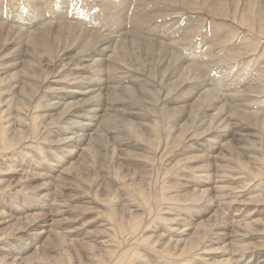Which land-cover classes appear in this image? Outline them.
Listing matches in <instances>:
<instances>
[{
    "label": "bare ground",
    "instance_id": "bare-ground-1",
    "mask_svg": "<svg viewBox=\"0 0 264 264\" xmlns=\"http://www.w3.org/2000/svg\"><path fill=\"white\" fill-rule=\"evenodd\" d=\"M31 1L34 3H25V9H22L23 4L18 0H0V12L9 13L0 15V60L4 58L3 52H19L9 61H17L22 56L25 70L27 66L34 72L26 70L27 74L21 73L15 84H10L7 89L0 87V120L7 119L0 122V151L5 152L2 156L10 161L18 156L16 164L0 165V173L23 171H17V167L24 164L21 159L29 154L27 165L31 167L24 169L23 173H28L24 180L29 175L43 180L35 187L41 190V194H33L41 201L39 206L43 212H62L59 211L64 205L62 189L94 190L95 196L110 198L107 202L116 191L113 197L118 204L104 205L110 213L100 235L106 238L97 244L78 240L72 230L62 232L54 228L40 245L33 242L37 238L29 233V227L35 226L45 213L28 214L35 207L26 211L33 205L25 195V185L16 184L18 181L12 184L8 178L9 183L0 188V216L2 223L13 221V227L10 230L0 228V264H132V259L142 256L139 246H145L144 250L149 252L146 246L153 244H160V248L153 249L156 254H161L163 259L172 258L165 264H197L199 261L207 264L209 259L205 257L208 255L204 254L215 250L227 255L225 262L228 263L225 264H253L255 261L264 264V253L260 257L253 255L264 246V223L259 227L261 221H247L250 219L247 216L253 213L251 210L247 211L246 220L233 218L232 224L228 223L225 212L232 205H238L235 211L241 210L243 203L234 195L222 192L214 195L202 187L208 184L205 177L210 175L211 167L210 170L214 171L236 169L248 179L243 186L249 181L259 182L254 183L258 192L249 201L264 202V100H260L264 98V60L258 59L264 51L258 50L260 54L257 53L255 44L260 39L251 38L250 42L241 43H237L240 40L237 38L236 46L227 48L234 34L220 30L216 22L209 23L204 29L205 20L186 13L204 9L217 18L226 20L231 17L262 38L264 0ZM1 3L7 10L2 9ZM229 39L231 41L227 43ZM69 51L74 54L67 58ZM80 55L82 58L76 62L75 58ZM64 61L66 63L61 65ZM10 62H0L2 69ZM56 62L60 67L53 72ZM70 64L73 68L67 67ZM53 74L57 76L53 78ZM40 77L43 78L39 80ZM68 80L76 87L70 86L73 83ZM6 81V78H0V85ZM12 86L19 87L18 97L5 91ZM54 87H58L55 96L51 94ZM176 89H183L176 91L180 96L197 95V99L187 108L185 99L174 98L172 101L179 106L172 107L176 108L172 115H176L178 121L172 122L168 106L158 107V104L162 95L167 96ZM4 91L11 96L5 98ZM54 108L60 110L50 113ZM102 111L108 112L102 114ZM185 117L187 121L177 129L179 118L184 120ZM66 128L74 131L62 141L86 142L78 159L82 163L76 164L75 161L68 168H55L50 162L41 164L47 158L46 154H40V157L31 155L32 145L36 152L43 149L39 143L33 142L45 141L51 132L54 137L56 134L66 135ZM163 129L166 130L165 138ZM197 137H203L200 139L204 142L202 146L198 139H193ZM52 141L57 144L52 149H59L61 140ZM188 141L190 144L186 150L198 141L197 146L205 157L200 167H191L190 170L202 169L204 174L194 178L198 184L191 191L186 187L178 188L180 183L176 182L164 181L159 185L158 194L166 203L163 205V202V208L151 222H183L179 224L187 225V216L183 213L187 215L193 211L199 215L205 209L194 207L201 200L205 201V206L216 204L215 211L194 225L191 232L171 225L164 227L167 229L163 233L150 234L149 237L156 238L151 244L138 239L129 243L115 231L111 221H125L124 226L131 231L130 235L140 229L141 232L148 230L143 226L148 227L151 223L146 219L151 213L152 194L143 188L144 179L155 162H166V167L177 170L178 177L179 172L187 168L184 159L172 164L170 158L179 153L177 147ZM169 142L176 147L168 148ZM94 144L99 157L105 158V149H110L111 157L115 153L116 156L124 155L128 161L143 160L139 164L131 162L133 166L129 168L118 161L119 157L107 162L100 157L101 161L98 160L103 163L100 164ZM135 150H143L147 155L135 153ZM186 159H200V156L190 157L187 153ZM54 161L58 166L61 159ZM247 162L252 166L246 165ZM126 178L130 183L125 187ZM115 183L121 185L114 191ZM260 184L263 188H257ZM179 203L184 205L179 206ZM201 208L205 207L200 205ZM25 211L27 213L22 218L20 214ZM63 219L73 221L69 217ZM25 234L32 237L29 239H32L33 247L25 246L29 240L22 237ZM230 236L232 240L228 243ZM251 237L259 240L251 244L246 242ZM31 249L34 250L29 254ZM237 256L242 257L241 260Z\"/></svg>",
    "mask_w": 264,
    "mask_h": 264
},
{
    "label": "rangeland",
    "instance_id": "rangeland-1",
    "mask_svg": "<svg viewBox=\"0 0 264 264\" xmlns=\"http://www.w3.org/2000/svg\"><path fill=\"white\" fill-rule=\"evenodd\" d=\"M18 1H20L21 4H23V8L22 9H25V6H24L25 3H32L33 2L31 0H18ZM41 1L42 0H35V3L41 2ZM1 6H2V9L7 10L6 5L1 3ZM203 10L202 11L198 10V11H193V12L186 11V13L188 15H192L193 17H199L200 16L201 19L205 20L206 21V23H205L206 27L204 29L208 28L207 26L210 25L209 23L216 22L217 23V28H220V30L223 29V31H226L229 34H234L232 36V42H231V44H228L227 48H231L232 46H236L234 44V42H235V40L237 38L240 39L239 41H237V43L247 42V41L250 42V38H251V39H260V41L257 44H255L256 52L260 54V52L264 51V41H263L264 40V36L261 35L262 38L259 37V35L255 31H251L250 28L246 29L247 28L246 26L242 25L241 23L238 24L239 21L235 20V19L232 20L231 17H229L226 20H224V19H221L219 17L218 18L214 17L213 15H210L205 10L204 11ZM6 14H9V13H3L2 11L0 12V15H6ZM228 23L231 24V25H229ZM237 24L238 25L241 24L242 26L241 25L238 26ZM237 27H238V29H237ZM225 28H226V30H224ZM32 30L33 29H31L30 31H32ZM235 31H237L238 33H235ZM230 41H231V39H229L227 41V43L230 42ZM248 44H250V43H248ZM245 46L246 45H244V47ZM247 46H249V45H247ZM244 47H242V48H244ZM11 49H12V46H10L9 51ZM256 52H254V53H256ZM18 53L14 52V51H13V54H9L7 52H3L2 55H3L4 58L1 59L0 62H2V61L10 62L9 60H12L13 58L17 57ZM67 53L69 54V55L67 54L68 55L67 58H70V56L72 57V55L74 54V53L70 54V51L67 52ZM19 58L20 59H18L17 61H11L10 63H8V66H5L4 69H2V66L0 65V78H6L7 79V81L5 83L0 85V87L2 89H7L10 84H12V85L15 84V81L20 78L21 73L22 74H27L26 70L31 72V73H34L33 72V68L29 69L26 66V70H25V68L23 67V63H22V61H24V60H22V56L19 57ZM79 58H82V56L80 55V56L76 57L75 58L76 62H77V60ZM258 59H260V61H263L264 60V53H262V55ZM250 62L252 63L253 59H251ZM15 63H16V65H13ZM56 63H57L56 64L57 66L53 67V70H52L53 72H55L57 70V68L60 67L59 63L58 62H56ZM64 63H66V61L61 63V65L64 64ZM78 63H80V61H78ZM80 65L78 64V67H80ZM67 67L73 68V64H70ZM43 68H47V67L44 66ZM211 68H213V67H211ZM211 68H209V69H211ZM56 76H57V74H53V78H55ZM42 78L43 77H40L39 80H41ZM68 78H71V76H69ZM68 81H70V80H68ZM69 83H73V81H70ZM40 84H42V83H40ZM70 86L76 87L74 83L71 84ZM54 88L55 89L52 90V92H51V94L53 96H55L56 90L58 89V87H54ZM18 89H19V87H13L12 86V88L9 91H7V90H5V91L6 92H12L13 95H16L18 97L19 96V90ZM183 89H180V90L176 89L175 91H172L173 93H170L167 96L162 95L161 96V100H160V105L158 104V107L162 106V105H163V107H165L164 105L168 106V107H166L167 109H170V112L168 114L172 115V114H174L173 111L176 109V108H172V107L179 106V105L174 104V102L172 100L174 98H179L180 97V98H182V100H179V101H183V99H185L186 101L184 102L185 103L184 105L188 104L186 106L188 108L190 106L189 104H191L194 101H196L197 95L192 96L191 94H184V95L180 96V94L177 93L176 91H178V90L181 91ZM5 91H4L5 98H8L9 96H11L8 93L6 94ZM36 100H37V98H36ZM39 100H40V102L43 101V99H39ZM51 100H52V102H54L53 99H51ZM260 100H264V98H262ZM178 104H180V103H178ZM39 110H38V112L40 113L41 110L40 111ZM59 110H60V108H58V109L54 108V109L50 110V113H53V112L59 111ZM107 112L102 111V114L103 113H107ZM208 112L210 113L212 111L209 110ZM172 116L173 117L171 118V121L172 122L176 121L177 120V118H175L176 115H172ZM45 118H46L47 121L50 120L47 115H45ZM179 119H180L179 124L176 125L177 129L180 128V124L181 123L183 125V122L187 121L186 117L184 118V120L181 119V118H179ZM6 120L7 119L0 120V122H6ZM68 125H67V127H68ZM60 126H63V124L60 125ZM0 127H1V125H0ZM54 129L55 128H53L52 131ZM65 130H66V132H65L66 135H58V134H56V136L54 137L53 133L51 132V133L46 135L45 141H43L41 139L40 140L38 139L37 142H33L32 144H34V143L38 144L39 143V145L43 149L42 150L38 149L37 152H36V151H34V148H33V145H32L31 146L32 148H30L32 150V151H30L31 155L34 154L35 156L40 157V154H46L47 158L42 160L41 164H43V165L45 164L46 165L47 163L50 162V164L55 165V168H58L59 166L61 168H63V167H67L68 168L75 161H76V164H79V162H81V160H78V159L80 157V153L82 152V148L86 145V142H84V141H80V142L70 141V142L67 143L65 141H62L65 136L71 135L72 131H74L72 128H70V129L66 128ZM163 131H164V129H163ZM165 132H166V130L164 131L163 138H165ZM178 132L179 131H177L176 134ZM230 135L231 134H229V137H230ZM54 139L61 140V145H60V148H59L61 150L52 149V148L56 147L55 145H57V144H55L52 141ZM193 139H198L199 144H201V146L204 144L203 140H200V139H203V137H197V138H193ZM35 140H37V139H32L31 141H35ZM50 141L53 142V143L51 144ZM198 141L197 142L194 141L195 143L191 144L192 148H190L189 150L188 149L186 150V147L188 146V144H190L189 141L187 142V144L180 145V147L176 148L177 152H179V153L178 154L176 153L175 156L170 158V159H172V164L175 163L176 161L180 160V159H184L183 163H184V165L187 168L184 171H180L178 177H176L177 170H171L172 166L166 167V165H165L166 162H163V163L155 162L154 165L151 167V170L148 172L146 178L144 179V185H143V188H145V191H147V192L152 194L150 196L151 197V199H150V208H151L150 209V212H151L150 214L151 215L150 214L147 215L146 221H148V222L153 221V218H155L159 214V210L166 203L165 201H162V199L160 198V195L158 194V187H159V185L161 186L164 183V181L166 183H171V182L180 183V184H177L178 188L186 187L190 191L193 190V188L198 184V183L195 182L194 178L200 177L199 175L201 173L204 174V171L202 169L190 170L191 167H200L201 163L205 159V157L202 156V152H200L199 146H197L198 145ZM28 142H30V141H28ZM76 142H77V146H76V148H74L73 145L76 144ZM191 142H193V140ZM94 146H93V148H97V146L95 144H94ZM124 147L125 146H120V148H124ZM170 147H176V145H174L172 142H169L168 148H170ZM72 148H74V149L72 150ZM95 150H94V152L96 153L95 155L97 157V161L98 162L101 161V158H102V161L104 160V162L105 161L107 162L110 159H113V158L117 159L119 157L118 161L121 160L122 163H124L126 167L131 168L133 166V164L131 162H135L136 164H139L140 161L143 160L142 158H139V159H135L133 161H128V160L124 159V155L121 154L120 156H118V155L116 156L115 153L113 154L115 157L114 156L111 157L112 153H110V149H105V151H107L106 154L108 156L103 154L105 156V158L101 157V156H100L101 157L100 158L99 155H98V153H99L98 148L95 149ZM218 151H219V149L216 150V154L218 153ZM66 152H68L69 154L66 153ZM134 152L135 153L138 152V153H141L143 155H147V153L145 151H143V150L142 151L135 150ZM4 153H1V151H0V165H1V167L2 166L4 167L8 163L10 165V162H11V164H16V162H18L17 161L18 160L17 159L18 156L12 158L13 160L10 161V158L8 159V157L2 156ZM22 153H24V152L22 151ZM187 153L190 154V157L191 156H200V159H193V160L186 159V154ZM28 155H26V157H23L21 159V160H23L24 164L18 165V167H17V171L19 169H22L23 171L20 170L16 174H1L0 173V188L4 187L5 185H7L9 183V180H11L12 184H15L18 181V183H16V184L25 185L26 189L24 191L27 193L25 195H26V197H27V199L29 201V204L33 205L32 207H30L26 211H28L31 208L35 207L34 210L28 211V214H34V213L38 214V212L45 213V214H42L43 216L41 217V219H39L37 221L38 223L36 222L37 224L35 226L29 227V233H32V235L35 234L34 237L37 238L36 240H33V242H37V244L42 245L44 243V240L46 238L47 233L50 231V229L52 230L54 228L56 230L62 231V232L67 231V230H72L73 231L72 233L74 234V236L78 240H81V241L84 240V241H87V242H91V243L97 244L98 241L104 240L106 237H102V235H100V231L103 230L106 227V225H103V224L108 223L106 221V218H107L106 216L110 213L106 209V207L104 205H108L109 203H112V202L118 204V200H115L116 197L114 198L113 195L116 196L115 194L117 192L115 190L121 184L120 183H115L117 186L113 185V190L115 191V194L113 193L111 201H109V202H107V200H110V198L107 199L105 196H95L93 194L94 190H89V192H86V191L83 192L82 189H78V190L77 189H75V190L62 189V191H63L62 198H64V199H62L63 200L62 202H63L64 205L59 207V211H62V212L60 214H56L54 212L52 213L50 210L43 212L44 209L39 206L41 201L37 200L38 197L36 195H33V194H41V192H40L41 190H38L35 187H37L39 184H41L43 182V180L41 178H37L36 175H29L26 178V180H24L26 174H28V173H23L24 169L28 170V168L31 167V166L29 167V164L27 165V160L30 158V155L29 156ZM120 157H123V158H120ZM242 158L244 160H246L243 156H242ZM56 159H61L60 165L58 164V166H56V161H54ZM218 160H219V162L226 163V161H224V160H221V159H218ZM89 161L90 160H87V163ZM210 161H212V160H210ZM100 164H103V163L100 162ZM226 164H229V163H226ZM246 165L252 166L248 162H247ZM233 166H234V164H233ZM61 168H60V170H61ZM210 169H212V167ZM210 169L208 171V172H210V173H208L210 175L205 177L206 181L208 182V184H203L202 187L204 189H208V191L211 194H214V195L216 194V192H220V193L222 192L224 194H231V196L234 195L235 197H237L239 202L243 203V204H241V207H240L241 210L235 211L234 209H236V206H238V205H232L230 207V209L225 212L224 216L228 219V223L232 224L231 219H233V218L242 217L243 220H246L245 217L248 214L247 211L251 210V211H253V213L251 214V216H247V217H250V219H248L247 221H249V222H250V220L261 221L262 223L259 225V227H260L264 223V202L260 203V204H258V203L256 204L254 202L249 201V200L253 199V196H255L257 194V192H258V190L255 189V187H254L255 186L254 183H258L259 184V182H257V181H249V183L247 185L243 186V183L248 182L247 181L248 179L246 180L245 176L240 174V172H238L236 169H234V170H226V171H223L222 169L221 170H215V171L214 170H210ZM103 173L106 174L105 172H103ZM208 174L206 173V175H208ZM105 176L108 178L107 174ZM217 176H220V177H217ZM8 178H10V179L8 180ZM219 178H221V179H219ZM262 179H264V178H262ZM219 180H223V181H221L222 183ZM128 183H130V182L126 178L125 181L123 182V184L126 187L127 186L126 184H128ZM217 185H223V187H217ZM262 186L263 185L260 184V185L257 186V188H260ZM210 188H212L213 191ZM133 191H136V190L133 188ZM246 192H250V193L249 194H245ZM188 194H192V193L188 192ZM102 198H104V200H101ZM32 199H35L37 201V203H35L36 201H34ZM59 199H61V198H59ZM159 200H161V201H159ZM163 202H164V204H163ZM204 203H205V201H203V200H201L198 203H195L196 207H194V209H198V210L205 209L199 215L194 214L193 211L190 212V213H187V215L185 213H183V216H187V220L185 222V223H187V225L179 224V223H183V222L160 223V222H155L154 221V222H151L148 225V227L143 226V228H148V230H146L144 232H141V229H140L134 235H130L129 233H131V231L124 226V222L125 221H120V220L115 219L114 221H111V222H113V224L115 226V228H114L115 231L117 233L121 234V236H123L124 239L127 238V241L129 243L131 241L135 240V239H138L139 242H140V240H143V241L147 240L148 244H151L153 241L156 240V238L155 237H149L150 234L163 233L171 225L184 228V229H186V231L191 232L193 230L192 227L194 225H196L200 220L208 218L216 209V207H215L216 204L211 205V206H208V205L205 206ZM178 205L182 206V205H184V203H179ZM200 205L204 206L205 208L199 209ZM26 211L24 213L20 214V215H22V218L25 217V214L27 213ZM256 211H260V213H257ZM233 214H237V215H233ZM64 217H69V219H73V221L65 222V221H63ZM2 218H4V217H2ZM5 220H8V219H5ZM180 221H182V219H180ZM163 224H165V226ZM12 227H13V221H7L5 223H2V219H1V216H0V228H4L6 230H10ZM164 227H167V228H164ZM34 228H35L36 231L34 230ZM39 232H42V233H39ZM228 233L230 235H232L231 232H228ZM22 237L24 239L25 238H27V239L32 238V237H30L27 234L23 235ZM30 240H32V239H29L28 240V244H25V246L33 247V243ZM231 240H232V237L230 236V237H228L227 242L229 243ZM258 240L259 239L256 238V237H251V238H248L246 240V242L251 244V243H256ZM159 245L160 244H153V245L146 246V248L149 249V252H148V250H144L145 246H139L142 256L139 257V258H136L135 260L132 259L131 263L132 264H165V262H167V261H172L171 257H169V259H163L161 257V254L158 255V254H156L154 252L153 249L160 248ZM212 245H215V244H212ZM33 250L34 249H31L28 253L30 254L31 252H33ZM260 250H258V251H260L259 253H257V252L255 253L254 252L253 255L256 256V257H258V256L260 257L264 253V246ZM44 251H46V250H44ZM204 255H208V257H205L206 259L207 258L209 259V260L206 261L207 264H225V263H228V262H225V258H227V255L225 253H221V252H219L217 250H215L214 252H211V251L207 252ZM254 256H251V258H253ZM236 258L241 260L242 257L237 256ZM157 259H160V260H157ZM209 261H211V262H209ZM89 262L92 263L91 260H89ZM238 263L239 262H237V264ZM197 264H200V261ZM253 264H257V262L255 261Z\"/></svg>",
    "mask_w": 264,
    "mask_h": 264
}]
</instances>
